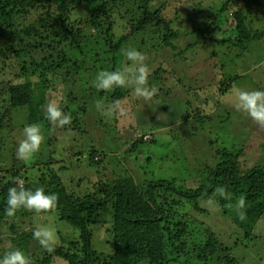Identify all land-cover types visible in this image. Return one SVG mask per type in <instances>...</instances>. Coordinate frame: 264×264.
<instances>
[{
    "label": "rangeland",
    "instance_id": "1",
    "mask_svg": "<svg viewBox=\"0 0 264 264\" xmlns=\"http://www.w3.org/2000/svg\"><path fill=\"white\" fill-rule=\"evenodd\" d=\"M114 1L115 33L122 35L125 31L129 32L130 26L126 22L130 14L125 12V7L119 0ZM188 1L190 4L191 0ZM197 1L200 2L198 9H206L208 15L190 16L191 12L183 8L185 0H157L159 3L156 4V7L164 4L163 16L166 20H175L172 27H177L179 37L174 43L178 46V52L183 50L180 55L183 62H174L171 59L172 51L168 48L155 51L151 47L154 37L162 34L155 26L130 37L121 48L122 53L126 48L135 47L141 52L149 49L162 55L164 59L161 55L160 59L164 62L159 60V63L161 61L162 68L165 69L162 78L163 88L169 90L166 98L157 95L150 101L138 97L128 88L130 92L118 102L114 114L111 117L102 115V110L111 106L109 100L103 97L109 91L98 90L93 82L98 71L109 70L110 53L102 54L96 62H88L81 75L77 74L69 79H65L61 72L49 75V88L45 91V101L40 110L44 113V106L48 102H57L64 112L71 114L72 122L63 127L50 122L47 125L36 122L44 141L39 152L27 161L17 158L16 146L23 138L25 124H31L28 122L29 112L19 108L10 110L11 117L4 115L8 104L2 99L6 95L0 98V175L10 169L23 170L25 176L32 178L29 188L34 190L40 187L38 179L42 175L47 177L56 174L68 191L80 194L83 190L91 189L96 182H112L120 177H132L141 185L152 179L175 178L179 184L197 186L208 176L209 168L215 166L220 159L218 150L234 149V153H238L242 148V153L239 154L242 170L255 164L264 165V127L234 108L236 89L264 90V36L241 47L227 46L228 43L219 41V37H227L225 31L201 38L197 31L204 22H209L206 20L209 16L211 19V16L213 18L216 15L227 0H192L193 3ZM260 4L264 5V0H260ZM257 6L258 4L254 5ZM182 9L183 12L185 10L183 15L175 17V12ZM84 10L85 4L80 2L75 7L72 18L82 19ZM188 17L192 18L188 20ZM36 19L38 18L33 17L28 22H35ZM256 27L264 30V18L254 22L253 28ZM192 28L191 34L183 35V32ZM142 40L145 41L144 45L141 44ZM191 41L198 43L186 50L184 45ZM175 58L177 60L178 56ZM124 62L127 63L125 57ZM159 63L151 62L149 66L155 68ZM17 75V61L14 58L0 60V84L16 80ZM221 75L224 76L223 82L235 76L238 79L232 82L226 93L216 95L214 85L221 80ZM180 80L186 87L183 90ZM30 81L35 83L37 77H31ZM189 86L195 88L188 90ZM68 92H72L69 97ZM197 108L206 117L201 126H195L190 121ZM140 137L143 143L137 144L135 151L131 152L132 143ZM91 146L100 151L96 154L97 164L87 160ZM147 157L150 162H146ZM200 207L205 212H197L189 203H184L179 210L181 213L191 212V215L185 216L189 219V242L203 241L206 238L205 228L212 227L223 242L233 247V255L237 257L238 264H264V218L255 228L261 238L255 241L245 240L232 233L233 226L229 228V223L221 217L213 201L201 200ZM56 211L37 214L21 208L13 217L7 216L1 224L0 256L18 247L31 261L37 259V255L45 249L32 237V230L37 225L56 228L55 244L75 240L78 231L59 218ZM98 217V222L91 225L93 248L101 253H109L112 251L111 210L99 212ZM21 232L24 236H21ZM238 237L241 239L235 244ZM51 264L66 263L57 257ZM172 264L202 263L193 257H187ZM207 264H219V259L213 257Z\"/></svg>",
    "mask_w": 264,
    "mask_h": 264
},
{
    "label": "trees",
    "instance_id": "2",
    "mask_svg": "<svg viewBox=\"0 0 264 264\" xmlns=\"http://www.w3.org/2000/svg\"><path fill=\"white\" fill-rule=\"evenodd\" d=\"M119 1L125 7V12L130 14L126 22L130 26L129 32L125 31L122 35L115 33L114 0H0V60L12 57L18 67L16 80L0 84V98L6 95L2 100L8 104L4 115L10 116L12 109L24 108L29 112V123L47 125L49 121L44 118L40 106L49 88V75L61 72L65 79L81 75L88 62H96L102 54L108 53L111 54L109 70H119L122 63H125L122 46L130 37L151 26L162 32L154 37L151 47L155 51L168 48L172 51L171 59L174 62L184 61L180 58L183 50L178 52V46L174 43L179 37L177 27H172L175 20L165 19L163 3L156 7L159 3L157 0ZM80 2L85 4L84 17L72 18ZM255 4L258 6L254 7ZM198 7L199 1L193 3L191 0L189 4L185 0L183 8L191 12L190 16L207 14L206 9L199 10ZM184 12L183 9L180 12L177 10L174 16L183 15ZM230 16L231 21L228 22ZM33 17L38 19L28 22ZM260 18H264V5L260 4V0H227L213 18L209 16L206 19L209 22L203 21L197 35L205 38L208 34L212 37L225 31L227 37L217 35L219 41L228 43L227 46L241 47L264 36L263 29L253 28L254 22L257 19L260 21ZM26 22L29 24L25 25ZM192 30L183 32V35L191 34ZM196 43L191 41L184 47L187 50ZM141 44L144 45L145 41L142 40ZM143 53L151 69L149 86L157 89L151 98L157 95L168 97L169 90L163 88L162 75L165 69L161 61L164 58L149 49ZM151 62L159 63V66L151 68ZM33 76L37 77L35 83L30 81ZM220 79L214 85L216 95L226 93L238 76L227 78L225 82L224 76L221 75ZM179 82L183 84L182 80ZM185 88L183 84L182 90ZM191 88L195 87L189 86L188 90ZM128 92L130 90L127 87H114L103 97L109 100L110 107L116 108ZM70 94L72 92H68L67 96ZM196 110L190 121L195 126H201L206 117L202 110ZM1 122L0 118V128ZM141 142V137L134 141L131 152ZM99 152L91 146L87 160L97 164L96 154ZM234 152V149L218 150L220 159L216 158L218 161L215 166L209 168L208 176L197 186L179 184L175 178L152 179L141 185L132 177H120L112 182H96L91 189L77 194L68 191L56 174L47 177L42 175L38 179V186L44 188L46 193L57 194L56 215L77 230L78 237L55 244L51 252L42 250L37 259L30 260L31 264H51L57 257L66 264H172L187 257H193L202 264H207L213 257L219 259V264H238L237 257L233 255V247L223 242L212 227L205 228L206 238L203 241L189 242V219L186 217L191 212L179 211L184 203H189L197 212H205L200 207V201L211 200L217 205L224 221L229 223V228L233 226L232 233L245 240L261 238L255 228L264 218V165L255 164L242 170L239 165L242 148L238 153ZM150 161L147 157L146 162ZM22 171L10 169L0 175V231L7 217L4 208L8 188L14 186L16 180H22L24 186L29 188L32 181ZM221 187L225 190L223 196L218 191ZM241 196L245 198L246 205L243 209L246 218L243 221L239 219L240 210L236 207ZM107 209L112 213V251L101 253L93 248L91 225L98 222L99 212ZM20 234L24 236L23 232ZM240 237L235 240V244Z\"/></svg>",
    "mask_w": 264,
    "mask_h": 264
},
{
    "label": "clouds",
    "instance_id": "3",
    "mask_svg": "<svg viewBox=\"0 0 264 264\" xmlns=\"http://www.w3.org/2000/svg\"><path fill=\"white\" fill-rule=\"evenodd\" d=\"M123 55L127 63H122L119 70H100L94 79V86L98 90L110 91L114 87L131 88L135 95L150 99L156 94L157 89L150 87L148 77L150 69L145 63L146 56L135 47L123 50ZM234 108L238 112L247 115L251 121L264 127V90H245L236 89V101ZM116 111L115 107L102 110V115L111 117ZM44 118L57 127L70 125L72 122L71 114L64 112L57 102L50 101L44 106ZM44 137L38 124H25L23 128V138L16 146L17 158L21 161L30 160L34 154L39 152ZM223 196L224 188L219 190ZM58 196L56 193H46L42 187L34 190L26 188L22 180H16L15 185L9 187L5 197L6 206L4 212L7 216L13 217L17 211L24 208L34 213L54 211L57 205ZM245 198L241 196L236 207L240 220L246 218L243 211L245 209ZM32 237L47 251L54 250L57 242L56 228L51 225H37L32 230ZM0 264H31L30 259L24 251L12 248L0 256Z\"/></svg>",
    "mask_w": 264,
    "mask_h": 264
}]
</instances>
